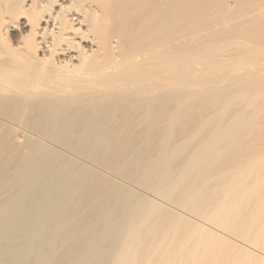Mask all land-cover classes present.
<instances>
[{
  "label": "bare ground",
  "instance_id": "bare-ground-1",
  "mask_svg": "<svg viewBox=\"0 0 264 264\" xmlns=\"http://www.w3.org/2000/svg\"><path fill=\"white\" fill-rule=\"evenodd\" d=\"M0 264H264V0H0Z\"/></svg>",
  "mask_w": 264,
  "mask_h": 264
},
{
  "label": "rangeland",
  "instance_id": "rangeland-1",
  "mask_svg": "<svg viewBox=\"0 0 264 264\" xmlns=\"http://www.w3.org/2000/svg\"><path fill=\"white\" fill-rule=\"evenodd\" d=\"M54 148H56L57 147V150H62V152H64V153H67L64 149H61V147H58L57 145H54L53 146ZM73 156V155H72ZM78 156V157H77ZM75 155V156H73V157H75L76 159H78V160H80L81 162H85V163H88V165H90V166H92L93 168H94V166H93V164L92 163H89V162H86L85 160H84V158L83 157H80V155ZM80 158V159H79Z\"/></svg>",
  "mask_w": 264,
  "mask_h": 264
}]
</instances>
